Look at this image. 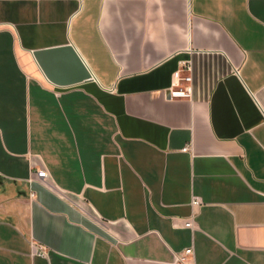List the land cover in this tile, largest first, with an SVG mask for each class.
Returning <instances> with one entry per match:
<instances>
[{"label": "crops", "instance_id": "1", "mask_svg": "<svg viewBox=\"0 0 264 264\" xmlns=\"http://www.w3.org/2000/svg\"><path fill=\"white\" fill-rule=\"evenodd\" d=\"M0 264H264V0H0Z\"/></svg>", "mask_w": 264, "mask_h": 264}, {"label": "water", "instance_id": "2", "mask_svg": "<svg viewBox=\"0 0 264 264\" xmlns=\"http://www.w3.org/2000/svg\"><path fill=\"white\" fill-rule=\"evenodd\" d=\"M34 55L46 77L55 85L70 86L93 78L87 63L72 44L35 51Z\"/></svg>", "mask_w": 264, "mask_h": 264}, {"label": "built area", "instance_id": "3", "mask_svg": "<svg viewBox=\"0 0 264 264\" xmlns=\"http://www.w3.org/2000/svg\"><path fill=\"white\" fill-rule=\"evenodd\" d=\"M180 70L178 77L174 80L172 86L168 89V98L176 99V98H191L193 94V66L191 59L181 60L180 62ZM183 151L190 152L192 151V145L188 144L183 148ZM37 177L42 180H47L49 178V173L46 169H38ZM34 192L31 193V196H34ZM200 201L196 199L194 204H199ZM186 226H193V220H189L185 224ZM33 248L34 255H42L45 256L48 253V248L46 245L32 241L31 242ZM194 256V248H187L182 256L179 257L181 262L188 261L189 258Z\"/></svg>", "mask_w": 264, "mask_h": 264}]
</instances>
